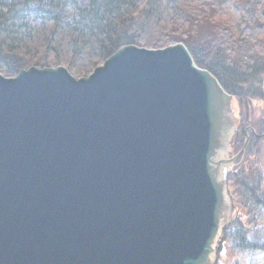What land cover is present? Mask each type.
<instances>
[{
	"label": "water",
	"instance_id": "water-1",
	"mask_svg": "<svg viewBox=\"0 0 264 264\" xmlns=\"http://www.w3.org/2000/svg\"><path fill=\"white\" fill-rule=\"evenodd\" d=\"M233 104L182 43L0 73V264H214Z\"/></svg>",
	"mask_w": 264,
	"mask_h": 264
},
{
	"label": "trees",
	"instance_id": "trees-1",
	"mask_svg": "<svg viewBox=\"0 0 264 264\" xmlns=\"http://www.w3.org/2000/svg\"><path fill=\"white\" fill-rule=\"evenodd\" d=\"M176 43L233 96L240 125L231 147L240 149L248 134V153L260 140L254 133L264 130V118L247 115L251 100H264V0H0V73L6 77L59 65L86 76L122 46ZM231 226L223 238L229 235L241 251L261 249L264 257V246L251 243L239 224Z\"/></svg>",
	"mask_w": 264,
	"mask_h": 264
},
{
	"label": "rangeland",
	"instance_id": "rangeland-1",
	"mask_svg": "<svg viewBox=\"0 0 264 264\" xmlns=\"http://www.w3.org/2000/svg\"><path fill=\"white\" fill-rule=\"evenodd\" d=\"M185 34L186 33L184 32V35ZM69 72L75 78L84 77L80 76L81 73L77 70H69ZM262 89L264 92V83ZM233 105L234 108L230 126L233 127V129L236 126L233 133L234 137L239 122H236L238 120V117L236 116L238 113V107L235 100ZM249 110L250 113H247L249 119L260 121L261 118H264V100H251ZM256 126H258V124ZM254 134L260 140L256 141L255 147H253L248 153L245 152L246 142L249 137L248 134H246L247 136L244 137L243 144L238 150H234L235 148H238V146L234 149L231 147L232 137L229 147L224 155L225 158H230L237 154L231 164L233 165V177L230 180H227L226 177V225L231 228L233 227L231 224L235 227L239 224L241 230L245 232V236L251 243L264 246V208L256 203V200H261L264 203V130L262 129V133ZM243 152L245 153L243 157L240 158ZM215 248L216 251L219 249L218 253L215 252V256H217V254L219 256V264H264V257L261 249L256 251H241L233 243L229 235H226L224 238L223 235H221ZM215 263L216 262H214V264Z\"/></svg>",
	"mask_w": 264,
	"mask_h": 264
},
{
	"label": "bare ground",
	"instance_id": "bare-ground-1",
	"mask_svg": "<svg viewBox=\"0 0 264 264\" xmlns=\"http://www.w3.org/2000/svg\"><path fill=\"white\" fill-rule=\"evenodd\" d=\"M219 83V82H218ZM220 84V83H219ZM226 91V90H225ZM227 92V91H226ZM228 93V92H227ZM231 95V94H230ZM233 108H234V105H233ZM238 110V109H237ZM236 115V114H235ZM237 116V115H236ZM236 122H238V120L236 121ZM238 125H240L239 123H238ZM232 139V138H231ZM230 142H231V140H230ZM225 155V154H224ZM224 155H223V157L222 158H225L224 157Z\"/></svg>",
	"mask_w": 264,
	"mask_h": 264
}]
</instances>
